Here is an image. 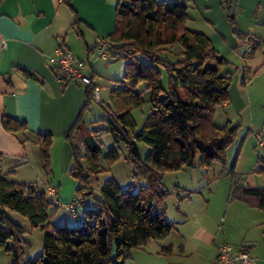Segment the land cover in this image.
<instances>
[{
	"label": "trees",
	"instance_id": "16d2710c",
	"mask_svg": "<svg viewBox=\"0 0 264 264\" xmlns=\"http://www.w3.org/2000/svg\"><path fill=\"white\" fill-rule=\"evenodd\" d=\"M224 1L232 31L249 42L254 51L260 44L239 29L236 17L230 13V0ZM188 7V0H118L114 30L104 38L109 61H124L126 69L123 77L112 83L111 104L98 102L106 115L95 121H105V130L113 141L126 145V158L135 168L133 178L144 183L137 189L134 183L122 188L114 179H107L100 194L92 191L89 173L101 170V151L95 139L99 134L93 129L85 130L80 123L82 110L98 86L91 77L92 83L85 85L86 102L75 123L64 133L71 146L70 173L79 183L76 195L80 203H84L83 195L92 197L91 207L85 210L83 223L55 225L53 231L44 232L41 253L25 261L22 243L27 229L6 211L17 212L27 217L32 227L44 230L49 225L53 201L36 186L0 176V248L11 254L10 264H125L134 248L150 240H162L174 228L166 218V199L174 191L161 186L165 172L184 167L208 168L215 161L225 164V150L235 140L239 125L228 120L217 126L213 118L216 106L229 99V61L208 35L187 27ZM175 48H180V58H171ZM143 82L145 88L137 90ZM241 82L246 84V73ZM146 91L151 113L136 132L130 110L144 104ZM2 125L13 133L23 134L27 129L25 121L7 114L2 117ZM78 134L83 152L76 142ZM37 137L41 160L48 169L52 135L40 133ZM26 140L20 138L22 143ZM136 141L150 147L143 159ZM105 158L116 161L117 149L111 147ZM235 162L229 169L233 178ZM232 193L264 210V188L235 186ZM88 218L94 219L93 223H88ZM161 250L166 255L173 252L171 245H162Z\"/></svg>",
	"mask_w": 264,
	"mask_h": 264
},
{
	"label": "crops",
	"instance_id": "0c3cea01",
	"mask_svg": "<svg viewBox=\"0 0 264 264\" xmlns=\"http://www.w3.org/2000/svg\"><path fill=\"white\" fill-rule=\"evenodd\" d=\"M117 2L118 0L0 1V176L36 186L33 181L17 178L13 174L21 173L25 176L28 164L41 162L38 134L50 133L52 136L63 137L77 120L86 102L85 85L81 86L78 81L60 80L48 57L59 50L71 51L82 63V72L92 77L93 82L99 86L91 71L97 70L93 65L97 62L96 53H99L100 42L114 30ZM234 3L237 21L244 24V28L240 25L239 29L250 33L254 40L264 47V39L257 33L258 27L264 31V0H234ZM187 15L188 19H191L188 10ZM206 18L212 23L209 16ZM243 20L248 24L245 25ZM187 27L198 30L190 25ZM201 32L208 35L213 46L223 55L215 45L212 35L207 31ZM220 37V40L226 41L222 34ZM253 52L251 50L249 55L251 56ZM242 55L245 57L246 52ZM175 58L180 56L175 55L173 59ZM84 60L90 63V70H85ZM245 94L242 92V95L231 96L229 90L228 101L216 106L219 120L223 123L214 124L221 126L228 120L237 124L235 120L238 113L246 107ZM245 96L248 101L249 96ZM4 114L25 121L26 131L23 134L7 131L2 125ZM259 132H264V122L261 123L257 133ZM77 136L81 137L80 134ZM23 137L27 138L25 143L20 141ZM66 142L68 163L71 146L67 140ZM255 142L257 144V138ZM35 166L36 164L33 168ZM234 171L236 174L235 168ZM232 181L234 183L230 187L227 199L228 209L232 205H240L235 207L246 216V221L251 219V222L260 225L258 227H264V210L235 198L232 193L235 186L264 188V166L254 167L246 174L242 183L237 181L236 176ZM48 188H54L58 192L52 183L48 184L44 191ZM179 191L177 188V196L182 206L185 199H190L191 195L185 194L180 197ZM84 203L83 209L80 210L83 212L81 214L77 212L75 215L81 222L85 217V210L91 207L88 199L85 198ZM181 206L178 212L184 220L180 222L170 220L166 215V218L174 223V228L179 223L178 228H173V231L180 235L179 241L172 238L171 231L162 240H150L145 246L134 248L125 264H208L214 261L218 247L222 244L216 241L212 227L202 223L204 217L201 214L197 212V216H194ZM198 217L202 220L196 219ZM205 220L208 219L205 217ZM197 222L199 224L195 226ZM186 223L189 227H186ZM162 245H171L173 252L166 255L161 250ZM226 245L232 252L245 249L258 264H264V253L256 251L251 239H243L237 246Z\"/></svg>",
	"mask_w": 264,
	"mask_h": 264
},
{
	"label": "rangeland",
	"instance_id": "374dc122",
	"mask_svg": "<svg viewBox=\"0 0 264 264\" xmlns=\"http://www.w3.org/2000/svg\"><path fill=\"white\" fill-rule=\"evenodd\" d=\"M188 1H190L188 14L191 19L187 20L186 25H190L194 29L207 31L212 35L215 45L229 61L228 69L231 71L233 78L229 88L231 96L242 95L243 92L249 96V100L247 101V97L244 95L246 107L244 108L245 110L243 109V111L238 113L237 119L235 120L240 125L237 128L235 140L225 150V164L215 161L208 168L199 166L184 167L180 170L165 172L161 186L174 191L166 199V215L170 220L175 219L179 222L184 220L178 212L181 202L175 189L179 188L180 197L185 194L191 195L190 199H185L181 208H186L194 216H197V212L201 214L204 217V222L202 223H205L207 227H212L211 229L216 234V241L218 243L237 246L243 239H251L254 242L256 251L263 254L264 227H258L260 225L254 224L251 222V219L246 221V216L241 210H238V207H235L240 205H232L228 209L227 199L230 187L234 183L229 169L235 160V176L239 183L244 182L246 174L251 172L254 167L264 166V163L259 159L262 154V149L255 142L257 131L260 130L261 123L264 122V47L259 46L251 56L249 55L252 47L249 42L240 39L232 31L227 18L228 12L224 0H206L204 3L202 0ZM206 4L208 7H206ZM230 4V13L238 20L234 0H230ZM208 16L212 23L208 22L206 18ZM237 22L239 28L240 25L244 28L243 23L240 24L239 21ZM244 23L245 25L248 24L245 21ZM258 29L257 33L264 39L263 29L260 27ZM258 31L262 32L259 33ZM221 34L225 37L226 41L219 39ZM179 51L180 48H175L174 53L171 54V58L175 55L178 56ZM243 52H246L245 57L242 55ZM98 54L96 53L97 62H94L93 65L97 70L96 72L91 71V73L99 83L102 105H108L111 104L109 95L112 83L123 77L126 65L124 61L110 62L108 55L106 59H103ZM90 60L93 61L92 59ZM260 66L261 68L255 72L256 68ZM90 68V63L85 61V70H90ZM244 73L248 77L246 85L241 82V77ZM163 79L166 84L165 75H163ZM145 84L144 82L141 83L137 87V90H143ZM143 96L145 100L144 104L141 107L130 110L136 121V132L142 128L146 117L151 113L149 93L146 91ZM105 115L104 108L92 98L89 105L82 110L80 118V123L84 125L85 130L93 129L99 134L97 136L98 138L95 139L101 151L98 158L101 170L92 173L86 172L89 173V184L92 191L96 195L100 194V188L107 179H114L122 188L134 183V189H137L138 185L144 183V181L135 182L133 178L135 168L133 163L126 158V145L123 142L115 143L113 141L111 135L105 130L107 124L105 121H95ZM213 122L223 123V121L219 120L217 108ZM76 142L80 144L81 151L83 152L84 145L81 143L80 136H77ZM135 145L140 157L142 159L145 158L150 150L149 145L143 141H136ZM67 147L68 144L64 136L60 138L52 136V145L49 149L48 156V169L44 167L43 161L41 160V162L36 161V163L28 164L29 166L25 172V176H22L21 173L13 174L17 178L33 181V184L41 190H44L48 184L52 183L58 189L57 197L62 202L60 206L53 202L50 204L49 225L44 230L40 227H32L27 217L14 211H6L13 220L27 229L24 233V241L22 243L25 261L41 253L44 232L53 231L55 225H76L81 222L77 218L78 216L76 217L67 209V204L72 203L74 199H79V196L76 195V188L79 186V183L70 173L72 156H70L69 149L70 159L67 163ZM111 147H115L119 153V158L114 162H109L105 158ZM81 162L83 165L85 164L84 159ZM34 164H36L35 168H33ZM85 192H88V190ZM47 196L50 198L48 194ZM83 198L88 199L89 202L92 199L88 195H83ZM84 204L76 201L74 207L78 214L83 212L80 210L83 209ZM205 217L208 220H205ZM196 219L202 220L199 217ZM93 221L94 219L91 218L87 220L88 223H93ZM198 224V222L195 223V226ZM177 226H179V223L176 224V228H178ZM187 226L189 227L186 223ZM173 230L172 238L179 241V233ZM10 243L9 241L8 244ZM10 263L11 254L4 248H0V264Z\"/></svg>",
	"mask_w": 264,
	"mask_h": 264
},
{
	"label": "built area",
	"instance_id": "2783aa9c",
	"mask_svg": "<svg viewBox=\"0 0 264 264\" xmlns=\"http://www.w3.org/2000/svg\"><path fill=\"white\" fill-rule=\"evenodd\" d=\"M107 48L108 42L105 40L101 41L98 47L100 57H107ZM48 61L57 72L60 80L78 81L83 85L92 83L91 77L82 72V63L71 51L59 50L56 54L49 56ZM93 99L97 102L101 100L99 86H96L94 89ZM256 138L257 146L262 149V154L259 159L264 163V132L257 133ZM46 192L54 204L58 206L62 205V202L57 197V192L54 188H48ZM76 201L80 202V199H74L72 203L67 204V209L74 215L77 214V210L74 207ZM208 264H258V262L248 253L247 250L241 249L237 252H232L228 245L222 244L218 247L217 255L214 261Z\"/></svg>",
	"mask_w": 264,
	"mask_h": 264
}]
</instances>
